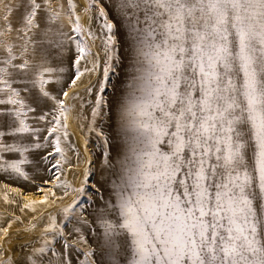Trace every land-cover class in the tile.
I'll list each match as a JSON object with an SVG mask.
<instances>
[{
    "label": "snow or ice",
    "instance_id": "1",
    "mask_svg": "<svg viewBox=\"0 0 264 264\" xmlns=\"http://www.w3.org/2000/svg\"><path fill=\"white\" fill-rule=\"evenodd\" d=\"M0 176V264H264V0H0Z\"/></svg>",
    "mask_w": 264,
    "mask_h": 264
},
{
    "label": "bare ground",
    "instance_id": "2",
    "mask_svg": "<svg viewBox=\"0 0 264 264\" xmlns=\"http://www.w3.org/2000/svg\"><path fill=\"white\" fill-rule=\"evenodd\" d=\"M77 126H76V122H72L71 127H70V132L72 134L71 138L73 140L74 143H76L78 146H80L81 144V140H80V136L77 133ZM83 151V149L81 148V152ZM69 175H72L71 173H69ZM72 180L74 183H78V178H74L72 175ZM7 183L10 188H19L21 189V191L24 193V195H18L15 192H10V198L16 199L17 200V204L14 205H10L8 204V206L10 205L11 207H13L14 210L17 211V213H19V215L24 218V219H29L31 217V214H24L21 213L19 210L20 205L22 204V202L25 199H39L40 197L37 194H40L38 191H36L35 186L30 185L28 186V184H25L23 182H18L15 180H7L5 177L0 176V195L1 193H4L5 191H8V189H4L3 185ZM28 186V187H27ZM50 186V185H49ZM3 205L0 204V207H2ZM8 227V226H6ZM18 231L17 228H9V233L10 235L16 233ZM18 249V246H17ZM18 251V250H17Z\"/></svg>",
    "mask_w": 264,
    "mask_h": 264
},
{
    "label": "rangeland",
    "instance_id": "3",
    "mask_svg": "<svg viewBox=\"0 0 264 264\" xmlns=\"http://www.w3.org/2000/svg\"><path fill=\"white\" fill-rule=\"evenodd\" d=\"M108 94L109 95L111 94V91L110 90H109V93ZM77 133L80 136V133H79L78 130H77ZM97 143L98 142H97V140L95 139L94 136H90L89 137V147L91 149L95 150ZM68 179L71 180V181H73L72 180V175H68ZM90 182H95V178H93V180L90 181ZM28 186H30V185L28 184ZM2 194L3 193H1V195H0V204L3 205L2 207H0V227H6V226H8V222L13 219V215H19V213H17V211L14 210L13 207H11L10 205L8 206V204H5L4 203V201L2 199ZM37 195L39 197L41 196V194H37ZM80 204H81L82 207L88 208L89 205H88L87 196H84V197H81L80 198ZM22 219H24V218H22ZM29 219H31V217ZM29 219H24V221H25L24 224L13 223L11 227L12 228H17L18 230L19 229H22L25 226V224H27V221ZM0 236H3V233L2 232H0ZM10 238L12 239L13 245L16 246V250H18L17 249V246L19 244V241L22 240V239H26L27 237L25 235H23L22 233H19L17 231L16 233L10 235ZM6 247H7V245H6Z\"/></svg>",
    "mask_w": 264,
    "mask_h": 264
}]
</instances>
